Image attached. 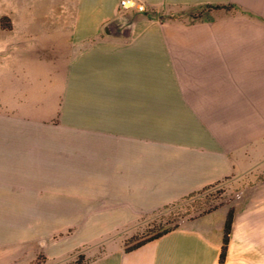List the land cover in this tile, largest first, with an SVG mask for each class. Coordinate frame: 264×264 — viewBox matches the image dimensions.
<instances>
[{
  "label": "crops",
  "instance_id": "crops-1",
  "mask_svg": "<svg viewBox=\"0 0 264 264\" xmlns=\"http://www.w3.org/2000/svg\"><path fill=\"white\" fill-rule=\"evenodd\" d=\"M137 1L144 14L120 16V0H0V27H17L16 60L9 30L0 34V90L24 83V27H60L36 40L66 57L93 41L80 51L93 61L79 65L144 75L85 103L96 114L71 163L0 165V264H33L40 249L82 264H218L227 212L129 253L123 245L142 218L222 184L237 190L223 264H264V0ZM234 6L255 16L233 17ZM124 22L128 33H104ZM58 217L73 231L41 247Z\"/></svg>",
  "mask_w": 264,
  "mask_h": 264
},
{
  "label": "rangeland",
  "instance_id": "rangeland-1",
  "mask_svg": "<svg viewBox=\"0 0 264 264\" xmlns=\"http://www.w3.org/2000/svg\"><path fill=\"white\" fill-rule=\"evenodd\" d=\"M228 9V7H227ZM200 13L202 17L204 12ZM212 17H223L224 10L219 7L211 9ZM233 17L255 16L247 14L237 7L232 8ZM9 26L4 20L0 27V34H6L2 29ZM8 31L9 60H16L11 52L16 49L17 27L10 26ZM24 27V83L16 85L10 83V88L0 90V165H65L72 162L75 154L79 155L81 148V134L89 130L88 117L95 116L97 106L86 105L89 99L99 97L120 96L128 90L117 89L119 82L144 78V75H120L107 73V68L80 62L93 61L82 50L92 51L93 41L82 46L69 48L70 54L60 55L55 46L43 38L39 42L37 37L41 31L42 37L53 34L50 27ZM13 30V31H12ZM128 33L125 22L114 28L107 27L104 33ZM5 40L0 39V45ZM39 46V48H38ZM0 55V69H1ZM16 68V63L10 68ZM84 68L85 70H82ZM83 71V72H82ZM82 72V73H81ZM170 76V75H169ZM175 77V75H173ZM82 77V78H80ZM33 78L35 80L33 82ZM138 79V80H139ZM154 83H164V74H153ZM133 92V91H131ZM85 115V121L82 120ZM58 194L63 192L64 186H57ZM47 186H40V195L46 194ZM237 190L222 184L208 187L203 191L182 201L160 209L141 219L137 232L126 240L138 239L154 235L166 229L191 226L202 219L215 220L221 213L231 209L236 198ZM47 219L41 218L42 227ZM70 219L56 218L54 234L41 240L42 246L64 242L72 228H68ZM132 238V239H131ZM125 240V241H126ZM88 252V251H86ZM48 253V252H47ZM40 249L33 264H67L69 255L61 254L51 259ZM84 257L77 255L68 264H82Z\"/></svg>",
  "mask_w": 264,
  "mask_h": 264
},
{
  "label": "trees",
  "instance_id": "trees-1",
  "mask_svg": "<svg viewBox=\"0 0 264 264\" xmlns=\"http://www.w3.org/2000/svg\"><path fill=\"white\" fill-rule=\"evenodd\" d=\"M4 30H10V26H5L3 28ZM191 197V196H190ZM232 222H233V209H229L227 211L225 223H224V229H223V238H222V247H221V252L218 260V264H223L226 258V249H227V244L229 241V236L231 233L232 229ZM175 229V228H174ZM174 229H166L161 231L160 233L154 234V235H149V236H144L138 239H132L126 240L124 242L123 248L126 253L132 252L141 246L145 245L148 242L154 241L156 239H159L160 237L166 235L167 233L173 231Z\"/></svg>",
  "mask_w": 264,
  "mask_h": 264
},
{
  "label": "built area",
  "instance_id": "built-area-1",
  "mask_svg": "<svg viewBox=\"0 0 264 264\" xmlns=\"http://www.w3.org/2000/svg\"><path fill=\"white\" fill-rule=\"evenodd\" d=\"M134 3H135V6L134 7H131V8H125L120 0L119 4H118V14L120 16H122L123 14H125L126 12L128 11H135V12H138V13H141V14H144L146 12V9H145V6L140 3L139 1L137 0H134ZM141 6L143 7V11L140 10Z\"/></svg>",
  "mask_w": 264,
  "mask_h": 264
},
{
  "label": "clouds",
  "instance_id": "clouds-1",
  "mask_svg": "<svg viewBox=\"0 0 264 264\" xmlns=\"http://www.w3.org/2000/svg\"><path fill=\"white\" fill-rule=\"evenodd\" d=\"M123 6L127 9V8H131L135 6L134 0H121ZM141 11H143V7L141 6L140 8Z\"/></svg>",
  "mask_w": 264,
  "mask_h": 264
}]
</instances>
